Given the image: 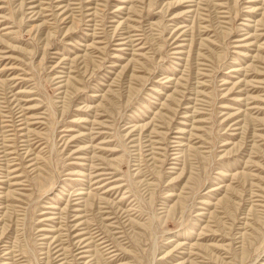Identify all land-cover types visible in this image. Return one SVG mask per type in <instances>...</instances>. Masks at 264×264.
Masks as SVG:
<instances>
[{"label": "rangeland", "instance_id": "374dc122", "mask_svg": "<svg viewBox=\"0 0 264 264\" xmlns=\"http://www.w3.org/2000/svg\"><path fill=\"white\" fill-rule=\"evenodd\" d=\"M0 264H264V0H0Z\"/></svg>", "mask_w": 264, "mask_h": 264}]
</instances>
